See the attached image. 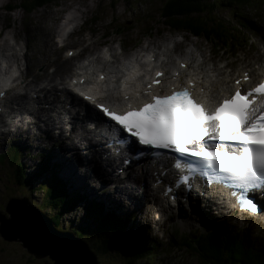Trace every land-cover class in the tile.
Instances as JSON below:
<instances>
[{
    "label": "rangeland",
    "instance_id": "rangeland-1",
    "mask_svg": "<svg viewBox=\"0 0 264 264\" xmlns=\"http://www.w3.org/2000/svg\"><path fill=\"white\" fill-rule=\"evenodd\" d=\"M165 2L166 0H57L46 4L45 6H41L40 8H35L32 13H28L27 11L20 9L11 12L8 11L6 9L8 5L14 3L15 6H17L19 2L18 0H4L3 4L0 6V43H3L4 38L8 39L7 41L9 43L14 44L17 53L16 55L18 57L25 44L26 36H28V46L34 49L29 50V52H34L35 54L39 52L37 62H39L38 58H40L42 54H46L42 49L47 51L52 59H50L51 64H53H50L51 66L47 64L43 67L40 62L36 65L35 63L37 62L35 61L34 63L32 57H30V60L28 58L26 59L30 72L26 80L32 81L31 85L33 86L29 85L33 87V89L45 87L44 89L46 90L49 89L54 82H57V72H53V69L58 70L59 68H65L68 64H71L70 62H74L77 59V57L75 59L69 58L71 59L70 61L64 62L66 60H64V56L61 52L67 54L66 49L71 47L70 45L77 46L78 48L84 47L85 50L95 51H97L99 47L103 48L104 46L112 45L111 47H113V51H118L119 48H117V44H120V42L122 43L120 44L122 47H128V45H131L133 42L132 46L138 48L143 45L147 46L149 43L153 48H160L164 44L171 45V43L175 46L176 43L177 45L174 50H177L175 51V54L177 56H184L187 51L191 49L193 43H196V46L204 54L202 58L206 57V63H208L207 67H219L224 74L232 73L235 68H240L241 66H253L261 60H264V37H261V35L264 34V11L258 13L256 18L253 17L250 20L251 23L255 24L259 32L257 30L250 34L245 32V37L249 38L247 45L240 47L235 53H229L230 50L227 49L219 50L217 45L218 41L216 39L211 38L210 42L207 41L203 35H194L191 32L177 31L167 26V24H164V19L160 17L159 12ZM218 11L219 10L217 9L215 15ZM252 13L253 10L245 7L243 4H239L238 7L229 8L220 14L223 15L221 20L228 22L234 28L238 29L237 23H247L249 21L248 18L252 17ZM72 16L75 17V21L71 22V24L65 28L66 31L62 32V34L68 36V34L75 28L77 29L75 33L66 40L67 46L64 47V50L58 52L54 39L56 36L61 35L59 27H63L64 22ZM78 27H80L79 30ZM147 29H150V31ZM13 34L18 38L17 43L12 37ZM169 42L171 43L169 44ZM77 51L82 52V50L79 49H77ZM6 53L7 56L10 54L8 51ZM176 55H174V57ZM168 56L170 55L168 54ZM202 58H200V60ZM176 64H178V61L175 60V65ZM41 70L42 72L40 74H43V77L40 75L36 78V73H39ZM44 70L47 72L43 73ZM70 72H72V70L68 72V76L71 74ZM66 74L67 73L63 75V79L64 77L68 78ZM46 75L53 76V81L50 85H47ZM40 77L44 80L43 83L36 84L35 82L38 81ZM23 120L27 119L24 118L22 121ZM30 130L34 131L35 127H31ZM42 131L43 130L40 129L37 133L44 134ZM54 131H59L57 125L54 128ZM63 131L65 134L66 130L63 129ZM65 143L66 142L65 140L63 141V139L50 140L49 138L48 140L40 141V147L36 148L31 147L33 144H38L34 140H31L30 142V139H25L23 145L19 140H16L14 134L0 130V153H2L0 156V213L5 215L4 218L7 220L6 223H8V226L9 224L11 226L12 217L9 211L4 210V207L9 202V199L14 197L29 203V206H26L23 201H20V204L15 200L10 202V205L13 208L12 210L17 214H20L21 212V218L29 221L31 224V229L19 225L14 228L12 232L15 231V229H18L24 231L28 237H31L37 225L35 218L38 219V224L41 225V222L44 223L46 231L57 232L43 214L30 207V205L32 206L34 204L48 203L43 199V192L41 193L39 189L46 186L50 179L48 180L47 176L37 179L34 175L37 173V170L43 171L46 168H51L54 171H58L59 176L68 186L70 194L75 195L76 193H80L81 199L78 200L79 203L76 206V210L73 209L67 213L63 209H61V211L59 210V203L57 201H51L56 207V212L49 211L47 208H44L43 210L48 215L61 214V225L64 227L62 229L68 230L72 229V227H76L78 228L77 232L83 231L80 232V235L89 243H86L80 237V240H76L69 234H61L59 237L63 242H67L73 247H78L81 250H86L84 247L85 244V246H88L90 249L92 247L97 251L95 254L99 261L98 264L198 263L190 257H187L185 254H180L177 251L172 252L168 256H164L163 251H160V255H157L156 257H138L134 255L123 258L120 253L124 241L123 235L117 234V232V239L112 243L110 251L107 253L101 252L97 249L100 238L93 235L88 236L92 227L94 225H99L102 221L101 214L94 211L86 213V210H89V204L91 201L100 202L105 214L109 211L114 212L122 221L126 222L127 233L136 232L139 228L143 230L145 236L151 240L154 238L161 241L166 240L167 233L170 229H174L176 235L179 233H187L192 230L204 234L211 230V226L208 222H223L231 228L248 226L253 233H259L260 235L264 234V217L252 221H242V219L235 221L229 219L230 216H228L227 219V217L223 216V213L222 216H220L214 209L204 206L205 204L203 201L200 202V207L197 212H193L190 207L180 205L177 208H174L172 212H169V214L160 213V219L154 221L155 205H152V203L147 204L146 200L149 197L147 192L144 193V203L140 209H136L131 202H127L128 199L124 197V195H121V197L119 196L118 199L111 197L112 191L110 190L113 188V185H108L109 182H101L104 180V176H102L104 173L102 170H99L98 168L102 180H98L97 178L95 180V178L89 177V174H81V169L76 167L74 162L63 163V155L61 156L60 153L64 154L61 147L65 146ZM25 144H27V146ZM78 152L82 155L85 154V151L80 148L78 149ZM29 153L31 158L27 156ZM67 153H69V151ZM57 156L60 157L57 158ZM20 161L24 166V174H28V179L33 181L32 185H26L27 180H24L25 182L21 186L17 185L18 175L16 177L14 174L19 173L16 171V162ZM89 163V167H94V164L91 162ZM57 166L60 167L61 170L58 169ZM75 168L76 171H74ZM76 176L83 178V184H77L73 181ZM18 191L21 192V196L17 194ZM26 192L29 195H27ZM24 195H27L29 199ZM83 199H86V202L82 201ZM260 202L264 206V197L260 199ZM201 209H203L204 214L200 212ZM232 217L234 216L232 215ZM92 223L94 225H92ZM10 226L8 229L11 231L12 226L11 229ZM146 228L149 230V233L146 231ZM10 231H7L8 235ZM15 234H17V232H15ZM54 246L61 250V247ZM93 263L94 260L92 264ZM0 264H53V261L48 256L35 259V257H32V255L27 253L25 248H23L19 242H8L5 241V238L0 236ZM71 264L77 263L73 262Z\"/></svg>",
    "mask_w": 264,
    "mask_h": 264
},
{
    "label": "bare ground",
    "instance_id": "bare-ground-1",
    "mask_svg": "<svg viewBox=\"0 0 264 264\" xmlns=\"http://www.w3.org/2000/svg\"><path fill=\"white\" fill-rule=\"evenodd\" d=\"M3 1L4 0H0V6L3 4ZM73 19L75 20L74 16H72L68 21L66 20V22H64V24H63L64 29L60 28V30L62 32H65L66 31L65 28L71 24ZM164 27H166V26H164ZM79 28L80 27H78V30H79ZM76 29L77 28H75L71 33L68 34L67 39H69L70 36L75 33ZM12 37L15 40V42L17 43V41H18V38H16L17 36L16 35L14 36V34H13ZM28 39H29L28 36H26L25 44L22 48L21 53L18 55V57L16 55L17 53H16V49L14 47V44L9 43L7 41L8 39L4 38L3 43H0V94H2L1 85L4 84V82H6L5 85L13 86L17 89H21L24 92L23 94H15L13 91L14 88L11 87L6 92L7 98L5 99V107L11 106L12 108H15V104L19 103L20 100L22 101L23 104L21 107H22V109H24V114H25V115L23 114V118H28V119L31 118L30 117V110H25V107H29L28 104H26V101L28 98L35 99L36 103L41 105L40 107L42 110H41L39 119H34V121L31 119L30 120H24L23 122H21L22 126H19L17 124L18 121L15 119V115H12L9 119L0 117V123H5L4 126H9L8 133L14 134V137H16V140H19L23 145H24L25 139L26 140L30 139V142H31V140H34L38 144H33L31 147H36V148L40 147V141H45V140H48L49 138H50V140H62V139H63V141L65 140V142H66L65 146L61 147V149H63V151H64V154L60 153L61 156L63 155V157H62L63 163H69L71 161L74 162L76 164V167H79L81 169V170L79 169L81 174H84V173H85V175L89 174V177L95 178V180H96V178L98 180H102L101 177L104 176V180L101 182H105V183L109 182L108 185H113V188H111V190H110V191H112L111 197L118 199L119 196L121 197V195H124V197H126L128 199L127 202H131V204L133 206H135L136 209H140L142 204L144 203V198H143L144 194H143L142 188H141L142 186H146L149 189L148 194L153 196L156 199V201H159L161 204H164L165 202H167L169 204L170 200L172 198L171 196H169L167 199L158 197V195L156 193V191H157L156 186L158 184L157 180L153 181L154 183H147L148 181H150L152 179V176L143 169V167L145 165V160H148V165L156 172L158 162L155 161V157L158 154L157 153L158 151H156V150L159 148V144L156 141L153 143L154 148H155L154 152L156 154L153 155L151 158H149L148 154H151V149L149 147L150 141L146 140L143 137V135L141 133V128L137 127L133 131L137 135L140 142L144 145V147H140L139 149H137L135 146H133V149L135 150V152H137V153H133V154H131L128 150H124V152H120V151H118V152L123 153V155L125 157H131L132 159H135V157L137 155L141 154V151H142V154H141L142 158L138 162L137 171H139V174L143 177L144 180L147 179V181H140L135 177L134 172H132V170L130 169V167L133 164L132 161L129 163L128 166H125L124 160L120 158L118 153H117V155H110V156H107L105 153H102L101 148L105 146L104 140L102 137H97L96 135H94L97 132L93 128V125L97 124V122L91 121V120H86V122L88 123V127H87L86 123L83 122L84 119H88L87 116H97V114H98L101 121L103 123H105L103 121V117L105 115L94 107V105L91 101V98H87L83 102L77 95H75V94L71 95V99L76 104H78V108L75 109V111L73 113L74 115H73L72 121L70 123L71 124V131H66L65 134L63 133L64 131H63L62 127H64V125L61 124L60 119L58 118V116L55 112V107H53L54 104L61 103V100H60L59 95L57 93L62 92L63 90L67 89V87H68L67 79H70V80L78 79V75L83 74L85 72L82 70L81 67L71 69V66L73 65L71 63V64H68L67 67H65V68H59L58 70L53 69L54 70L53 72H57V74H56L57 82H54L53 85H51V87L49 89L46 90V89H44L45 87H43V88L36 87L38 89H33V87H31V86H33V85H31L32 81L26 80L27 76L30 73L26 59L28 58L30 60V57H32L33 62L34 63H35V61L37 62V56H38L39 52H37V54H35L34 52H29V50H34V49L30 48V46H28L29 45ZM54 41H55L56 49L58 50V52H61L62 50H64V47L67 46L65 44L66 38L64 37L63 34L56 36ZM140 42H142V41H140ZM170 43L171 42H169V44ZM120 44H122V43L120 42ZM120 44H117V46H118L117 48H119L118 51H113V47H111L112 45L104 46L103 48L99 47V49H97V51L87 50V49L85 50L84 47L78 48L77 46H74V45H70L71 47H68L67 49L66 48L65 49L67 50V52L69 50L76 51L77 49H79V50H82V51L87 52V53H91L92 51H94L95 53H100L99 51H101L102 49H106V48H108L107 50H112L113 53H111V54H109V56H107L108 57L107 58L108 65L106 64L105 61L100 60V63L103 67L107 65V69H106L107 83H105V86L108 87V79L111 78L110 76H113V75H109L108 73L111 71V69L113 67L116 68L119 71V73H122L120 75L124 78V81H123L124 90L127 94H129V96H132V98H134V105H132V106H134V108H136V109H140L141 103H142L140 100H138L136 98V96L139 95L140 84L142 83V81L145 84V96L147 97L148 101H150L151 106H153L154 103L156 101H158L161 109L167 108V109L174 111L175 113L179 114L180 107L178 104H174V105L169 106L168 104H165L164 102L160 101L159 95L157 96L154 94V90H156L159 87L162 88L165 92H169L171 90V86L175 83V81L177 79V74L181 75V76L191 74L195 77L196 80H198V81L202 80L203 84H199L198 89L199 90L202 89L204 94L207 97L213 98L216 95H218L221 91H225V90L231 91L233 81L236 78L242 76L244 71H250L252 77H254V76L257 77L261 73H264V60H261L260 62L255 64L258 66L257 69H250L252 67V65L251 66H241L240 68L239 67L235 68V70L233 69L234 71L232 73H227V74H224L223 71L221 70V68H219V67H207L208 63H206V57L202 58V56H204V54L196 46V43H193L191 49L189 51H187V53L184 56H182V55L177 56L175 54V51L177 50V49L174 50L175 46L177 45L176 43H175V46L173 43H171V45H168V44L165 45L164 44L160 48H157V47L153 48L152 46H150V43L147 44V46L143 45L140 48L133 47L132 46L133 42L131 43V45H128V47H126V46L122 47ZM7 51L10 52V54L8 56L6 53ZM42 51L46 52V54H42V56L40 58H38V61L41 63V65H43V67H45L47 64H49V65L51 64L52 59L50 58L49 54L47 53V51L45 49H42ZM50 51L52 52L51 49H50ZM156 51H158V52H156ZM61 54L63 56H65L64 60H66V61H64V62H68L71 59H75V58H71L68 60L67 54H63L62 52H61ZM168 54L170 56H168ZM34 55H35V58H34ZM174 55H176V56L174 57ZM14 58H17L18 65L21 69L19 72V76H15L14 74L12 75V72L10 70V68H11V60L10 59H14ZM200 58H202V59L200 60ZM175 60L178 61V64H176V65H175ZM77 61H79V63L81 65H84V63H86V61L83 58H79V60H77ZM39 62H37L35 64L38 65ZM53 63H54V61H53ZM180 63L184 64L186 69L183 66H179ZM51 65H53V64H51ZM214 66H215V63H214ZM132 68H135V69H132ZM138 69H140V72ZM70 70H72V72H70L71 74L68 76V72ZM127 70H129V71H127ZM41 72H42V70L39 73H36V75H35L36 78L39 77L40 75L41 76L43 75V74H40ZM46 72L47 71L44 70L43 73H46ZM125 72H126V74H124ZM65 73H67L66 75L68 76V78L64 77V79H63V75ZM144 74H145V77H143L141 79V76ZM146 75H148L149 77L146 78ZM46 76H47V78H46L47 85H50V83L53 81V76H51V75H46ZM233 76H235V77H233ZM10 77H13V79H12L13 82L9 81ZM42 77H40L39 80L36 81L35 83L36 84L43 83L44 80L42 79ZM44 77H45V74H44ZM114 78H116V77H114ZM62 79H63V81H62ZM21 80H23L24 86L22 85ZM164 81H168V84L165 83L163 85L162 83ZM169 81H171V84H169ZM119 88H120V81H119ZM119 88L117 90L118 92H119ZM34 95H35V97H33ZM97 95L100 96L101 93L97 94ZM60 96H61V94H60ZM64 100L66 102V97H64ZM104 103L109 108L111 114L113 115V109H112L111 103L109 101H104ZM127 103H128V100H127ZM84 105L87 108V115L86 116H83V112H82ZM45 106H50V108L52 110V112H50V116H48V117H45V115H44V107ZM0 107H1V104H0ZM62 108H63V105H62ZM63 109H64V116L68 118L69 113H68L67 104L65 105V108H63ZM114 110H115V108H114ZM143 118H144L143 120H145V119L148 120V121L145 120L144 122L146 124H148L149 131L154 132L153 131L154 129H152L151 126H155V123H157L159 125V122L156 119V117L152 116L150 113H147V115H145V117H143ZM124 119H127V122H126L127 127H131V124L129 123L128 118H122L123 122H124ZM56 125H57V127H59V131H57V132L54 131V128L56 127ZM33 126L35 127V130L31 131L30 128ZM11 127H13V129H11ZM23 127H25V129ZM40 129L43 130L42 132L44 134L37 133V131H40ZM155 139H156V137H153V140H155ZM82 140H86L87 145H84ZM95 141L98 144L95 143ZM25 145L27 146V144H25ZM131 145H133V144H132V139L130 137L129 140H125L124 146L129 147ZM80 147L84 149V151H85L84 155L79 154L78 149ZM91 148H93L92 154L89 151V150H91ZM68 151H69V153H67ZM20 153H21V151H20ZM27 156L31 158L30 153ZM21 157H22V154H21ZM59 157L60 156H57V158H59ZM110 160L113 163H110L109 162ZM57 162L59 163L58 160H57ZM89 162L94 164V167H89L90 166ZM105 165H106V167H105ZM182 166L183 165L181 163H178L175 165V169L178 170ZM98 168H99V170H102L104 175H102V176L100 175ZM58 169L61 170L60 167H58ZM160 169H161L162 173H167V171L163 165L160 167ZM9 171H10V169H9ZM74 171H76V168ZM112 172L114 173V176L118 177L123 183H125L127 185H124L120 182L115 183L111 179V178H113ZM169 174L172 178H176V179L182 178L184 176V175H178L174 171H170ZM25 176H26L25 180L30 181L29 184L32 185L33 181L28 179V174H25ZM99 178H101V179H99ZM73 181L76 182L77 184H83V182H84L83 178L80 176L74 177ZM137 184L139 185L138 187H136ZM17 194L19 196H21L20 191H18ZM75 195H77V197H78V196H80V193H76ZM215 195H217V192L215 193ZM24 196L27 197V195H24ZM22 201H24V200H22ZM82 201L86 202V199H83ZM202 201L204 202L205 206H209L208 203L206 202V200H202ZM146 202H147V204H150L152 202L150 200V197L147 198ZM223 203H225V200H223ZM30 207L33 208L34 210H36L38 208L41 211V212L40 211H38V212L43 214L50 222H52L51 217L53 216V214L48 215L43 209L38 207L37 204H34L32 206L30 205ZM190 208L193 212H197L199 210L198 204L195 206L191 205ZM227 208H229V205L227 206ZM167 210H168V208H166L165 206L162 207V211H167ZM88 212L89 211L86 210V213H88ZM209 212H211V211H209ZM222 213L223 212H219V215L222 216ZM224 214L229 215V211H226ZM231 214L233 215V213H231ZM159 216H160V214H157V216H156V213H155V215L153 217L154 221L159 219ZM59 219H60L59 221H61V217ZM35 221H36L37 225L34 229V232L37 231L40 235L41 234H47L50 238L49 242L45 239H40V243L45 245L46 249L49 250V252L52 256H55V254H61L64 257L68 258L70 261L69 263L63 262L61 264H71L73 262L77 263V264H83L81 260L76 258L77 256L73 253V249H71V247L68 245L67 242H63V240L60 237L52 234L50 231H46V229L44 228V223L41 222V225L38 224L37 218H35ZM124 223H126V222H124ZM2 228H3L4 235L7 237L5 239V241L10 242L11 238L8 239L10 234L9 235L7 234V231H10V230L9 229L7 230L4 226H2ZM125 230H126V224H125ZM15 232H17V234H15L14 239L17 238L16 241L19 242L21 245L26 239H29V237L26 235V233L24 231H20L18 229H15ZM58 235H61V234H58ZM0 236H1V234H0ZM54 245L61 247V250L59 248L55 247ZM22 247L24 248L23 245H22ZM76 253H78V251H76ZM85 254H86V256H89V254L87 252H85ZM35 259H38V258H35ZM98 262L99 261L96 260V264H98Z\"/></svg>",
    "mask_w": 264,
    "mask_h": 264
},
{
    "label": "trees",
    "instance_id": "trees-1",
    "mask_svg": "<svg viewBox=\"0 0 264 264\" xmlns=\"http://www.w3.org/2000/svg\"><path fill=\"white\" fill-rule=\"evenodd\" d=\"M54 1L57 0H18L17 6L13 3L10 6L8 5L6 9L10 12L20 9L32 13L35 8H40ZM239 4H243L253 10V15L248 18L249 21L247 23L238 22V29H236L228 22L221 20L223 15L220 13L229 8L238 7ZM217 9L219 11L215 15ZM263 11L264 0H166L159 15L164 19V24H167L172 29L181 32H191L194 35H203L210 42L211 38L216 39L219 50L227 49L230 50L229 53H235L237 49L244 47L248 43L249 38L245 37V32L250 34L255 30L258 31V28L250 20L253 17L256 18V15ZM150 29L147 30L150 31ZM16 171L19 172L14 174L16 177L18 175L17 185L21 186L25 182L26 177L21 161L16 162ZM46 176L50 181L39 190L41 193L43 192V199L48 203H41L37 206L41 209L47 208L49 211L56 212V207L51 201H57L60 211L61 209L65 210V212L76 210V206L79 203L78 200L81 197L70 194L68 186L59 176L58 171L46 168L43 171L37 170L34 175L37 179ZM29 182L26 181V185ZM26 194L29 195L27 192ZM88 211H94L102 215V221L99 225L92 223L94 226L88 236L93 235L100 238L97 249L104 253L110 251L112 243L117 239V232V234L123 235L124 241L120 249L123 258L134 255L138 257H156L160 255V251H163L164 256H168L172 252L177 251L190 257L198 264H264V234H252L247 229L237 230L223 223L208 222L211 230L204 234L199 231H189L176 235L174 229H170L166 240L161 241L157 238L151 240L139 228L136 232L127 233L125 230L126 223L114 212L109 211L105 214L100 202L91 201ZM61 216V214H53L51 217L53 225L60 230L64 228L61 225V221H59ZM77 229L72 227V229L68 230L79 238L81 236L80 232L83 231L77 232ZM146 231L149 233L147 228ZM80 238L89 243L83 237ZM91 250L95 253L97 252L92 247Z\"/></svg>",
    "mask_w": 264,
    "mask_h": 264
},
{
    "label": "water",
    "instance_id": "water-1",
    "mask_svg": "<svg viewBox=\"0 0 264 264\" xmlns=\"http://www.w3.org/2000/svg\"><path fill=\"white\" fill-rule=\"evenodd\" d=\"M12 200H15L16 202H18V204H20L22 202L21 199H16V198H10L9 199V202L7 203V205L4 207V210L5 211H9L12 219H11V226H12V229H11V226H10V229L11 231L9 232L10 236L8 239L11 238V241H16V239H14V236H15V231L12 232V230L14 228H16L17 226H22V227H27V228H30L31 227V224L29 223V221H26V220H23L20 216V214H17L16 212H14V210H12V206L10 205V202ZM21 201V202H20ZM25 202V205L26 206H29V203L26 202V201H23ZM27 203V204H26ZM7 207V208H6ZM21 211V210H20ZM36 211H40L38 208L36 209ZM41 212V211H40ZM4 214L0 213V234L3 238H7L5 235H4V232H3V228L2 226H4L7 230H8V223H6V219L4 218ZM52 225L53 223L50 222ZM25 224V225H24ZM27 225V226H26ZM29 226V227H28ZM53 228L55 231L57 232H53V231H50L52 234L56 235L59 237L58 234H62L61 232H65L66 233H70L72 235V237L76 240H80L78 237H75L74 234L69 231V230H60V229H57L54 225H53ZM31 229V228H30ZM61 231V232H60ZM40 239H45L47 240L48 242L50 241V238L47 234H39L37 231L33 232V235L31 236V238L29 237V239H26L22 245L24 246L25 250L33 255L35 258H42V257H45V256H48L52 261H53V264H61V263H67L69 262V259L64 257L63 255L61 254H55V256H52L49 252L48 249H46L45 245L40 243ZM83 242V241H82ZM84 243V242H83ZM85 244V243H84ZM83 244V245H84ZM68 245L71 247V249H73V253L77 256L76 258H78L79 260L82 261L83 264H92L93 260H94V263L93 264H96V260H97V257H96V254L94 251H92L91 249L88 248V246H85V249L86 250H81L80 248L78 247H73L71 244L68 243ZM43 250V251H42ZM76 251H78V253H76ZM36 252V253H35ZM38 252V253H37ZM85 252H87L89 254V256H86ZM37 254H41V255H37ZM86 260V261H85Z\"/></svg>",
    "mask_w": 264,
    "mask_h": 264
},
{
    "label": "flooded vegetation",
    "instance_id": "flooded-vegetation-1",
    "mask_svg": "<svg viewBox=\"0 0 264 264\" xmlns=\"http://www.w3.org/2000/svg\"><path fill=\"white\" fill-rule=\"evenodd\" d=\"M28 253V252H27ZM31 255V254H30ZM32 257H34L33 255H32Z\"/></svg>",
    "mask_w": 264,
    "mask_h": 264
}]
</instances>
